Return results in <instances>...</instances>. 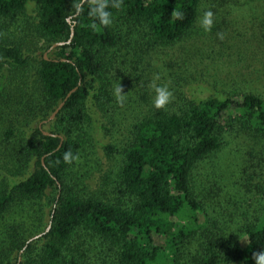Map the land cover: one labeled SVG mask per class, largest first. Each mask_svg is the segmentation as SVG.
<instances>
[{
    "label": "trees",
    "instance_id": "obj_1",
    "mask_svg": "<svg viewBox=\"0 0 264 264\" xmlns=\"http://www.w3.org/2000/svg\"><path fill=\"white\" fill-rule=\"evenodd\" d=\"M78 2L0 0V264H255L264 249L263 149L249 145L259 162L215 186L225 199L198 170L231 141H264L261 95L179 92L127 123L119 141L104 139L135 101L152 55L185 42L204 10L216 27L225 23L241 0H123L109 9L113 24L96 28L92 0L79 15ZM72 25L70 42L48 52ZM69 149L78 163L63 162Z\"/></svg>",
    "mask_w": 264,
    "mask_h": 264
},
{
    "label": "rangeland",
    "instance_id": "obj_2",
    "mask_svg": "<svg viewBox=\"0 0 264 264\" xmlns=\"http://www.w3.org/2000/svg\"><path fill=\"white\" fill-rule=\"evenodd\" d=\"M218 33L223 34V39L218 38ZM152 57L144 66L135 101L121 110L125 118L104 131L107 142L122 139L127 123L154 105L155 92L150 85L157 76L156 83L166 84L173 96L179 92L199 98L254 92L264 98V0H241L227 14L225 23L220 21L217 27L215 24L211 32H205L198 23L185 42L157 51ZM144 94L146 99L142 98ZM249 145L256 152L264 151L262 140L256 144L248 140L231 141L227 149L212 158L213 162L199 168L198 178L210 180L212 194L217 198L225 199L227 193H217L216 185L230 186L233 180L244 177L246 165L259 162L249 152ZM102 162L99 169L103 172L107 164L103 158Z\"/></svg>",
    "mask_w": 264,
    "mask_h": 264
},
{
    "label": "clouds",
    "instance_id": "obj_3",
    "mask_svg": "<svg viewBox=\"0 0 264 264\" xmlns=\"http://www.w3.org/2000/svg\"><path fill=\"white\" fill-rule=\"evenodd\" d=\"M84 0H79L75 6V13L77 15L82 14L85 9L83 7ZM123 0H92V3L88 7L87 15L93 18L92 27L96 28L98 25L103 27H109L114 22L113 12L110 8L119 9L121 8ZM176 20H183L184 13L182 11L176 10L173 12ZM98 22V24H97ZM199 26L205 32H211L214 25V13L212 10H204L202 14L198 17ZM218 38L223 39V34L218 33ZM159 80L157 76L151 83L150 87L155 92V97L153 104L156 108H164L173 99V93L169 87L164 84H157L156 81ZM114 96L118 104L123 106L126 95L122 92L120 83L114 87ZM63 162L65 164L78 163L80 161V156L78 153H74L71 149L67 150L63 154ZM253 259L255 264H264V249L259 252L253 253Z\"/></svg>",
    "mask_w": 264,
    "mask_h": 264
},
{
    "label": "water",
    "instance_id": "obj_4",
    "mask_svg": "<svg viewBox=\"0 0 264 264\" xmlns=\"http://www.w3.org/2000/svg\"><path fill=\"white\" fill-rule=\"evenodd\" d=\"M86 1H87V0H84L83 3H85ZM68 22H69L70 24H71V22H72L70 17L68 18ZM73 34H74V30H73V25H72V26H71V32H70V39H69L67 42H56V43L52 44V46L48 49V52L52 51L53 49H55V48H57V47H59V46L64 45L65 43H69L70 40H71V38L73 37ZM45 58L48 59L47 56H46V54H45ZM79 85H80V82H79ZM76 89H77V87H75V88H73L72 90H70V91L67 93V95H66V97H65V100H66V99H67V98H68V97H69V96H70V95H71ZM65 100L62 101V102L57 106V108L51 113V115H50L46 120H43V121L40 123V125H39L40 127L42 126V124H45V123H47V122H49L50 120H52V119L55 118V116L57 115V113L60 111V109H61L62 106L64 105ZM43 133H44L45 135H52L51 133H49V132H47V131H43ZM50 228H51V222H49V224H48V226H47V228L45 229L44 232L39 233V234H37V235L31 237L30 239H28L27 242H26V245L29 244L31 241H33V240H35V239L41 237L44 233L48 232V231L50 230Z\"/></svg>",
    "mask_w": 264,
    "mask_h": 264
}]
</instances>
